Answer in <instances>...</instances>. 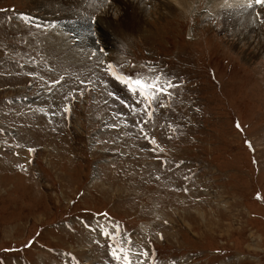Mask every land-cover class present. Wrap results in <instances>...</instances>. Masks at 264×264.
I'll use <instances>...</instances> for the list:
<instances>
[{"label":"rangeland","instance_id":"rangeland-1","mask_svg":"<svg viewBox=\"0 0 264 264\" xmlns=\"http://www.w3.org/2000/svg\"><path fill=\"white\" fill-rule=\"evenodd\" d=\"M136 1L0 0V264H264L262 4Z\"/></svg>","mask_w":264,"mask_h":264},{"label":"bare ground","instance_id":"bare-ground-1","mask_svg":"<svg viewBox=\"0 0 264 264\" xmlns=\"http://www.w3.org/2000/svg\"><path fill=\"white\" fill-rule=\"evenodd\" d=\"M63 1V0H62ZM66 1H74V0H66ZM90 1V0H87ZM127 1V0H126ZM145 0H137L136 2H131V4L129 5V11L126 12L128 14L127 18L128 20H125L123 22V25L128 27V29H132L133 31H138L142 29V27L144 26L145 22H144V18L143 16H145L144 14V10H145V2H143ZM154 0H151V2H153ZM190 1L191 0H160L159 1V5L163 6V9L165 10V13H172V10H174V4L178 3L179 6L180 4L183 6H190ZM61 2V1H60ZM149 3V2H148ZM147 3V4H148ZM156 3V2H155ZM225 3L230 4L232 7L235 8H230L233 11H231L229 13V15L231 13H237L235 15V20L239 23V24H244L245 20L249 22V20L251 21V25L253 24L252 22L254 21V15H253V7L254 6H249L250 3H254V0H250L248 2V0H226ZM101 4V3H100ZM157 4V3H156ZM90 5V4H89ZM114 5V4H113ZM252 5V4H251ZM92 7V6H91ZM90 7V8H91ZM94 7V6H93ZM81 8V7H80ZM229 9V8H228ZM130 10L132 11V14L130 12ZM175 11V10H174ZM257 11V10H256ZM130 12V13H129ZM258 12V11H257ZM238 15V16H237ZM104 16H107L106 13ZM264 17V4H262L260 11L258 13V17ZM100 19V18H99ZM130 19V21H129ZM255 19L257 20V18L255 17ZM101 20V19H100ZM135 20V21H134ZM98 22H100L98 20ZM256 23V22H255ZM257 24V23H256ZM251 25H248L247 28H251ZM246 26V25H245ZM101 27V25H100ZM237 27V26H236ZM257 30V29H256ZM132 31V32H133ZM58 33V32H57ZM238 33V32H237ZM240 34H242L243 36H246V31H239ZM259 35V34H258ZM61 36L58 35V37ZM60 38V37H59ZM255 38H258V36H255ZM60 40V39H59ZM244 40V39H243Z\"/></svg>","mask_w":264,"mask_h":264},{"label":"snow or ice","instance_id":"snow-or-ice-1","mask_svg":"<svg viewBox=\"0 0 264 264\" xmlns=\"http://www.w3.org/2000/svg\"><path fill=\"white\" fill-rule=\"evenodd\" d=\"M255 3L264 4V0H255ZM108 69L110 74L113 75L117 80H119L121 84L125 85L129 92L133 94L138 93L142 100L145 101L149 107L153 102H157L160 99L161 95H170L167 90L173 87V85L169 81H164L163 83H161L159 76L151 78L138 76L137 78L133 79L118 74L112 65H109ZM109 95H111V93H109ZM139 102L140 101H137V103ZM121 103H124V101H121ZM145 111H147V109H145ZM147 115L150 119L152 116V112L148 111ZM237 127H239V125H237ZM152 143H155V140H153ZM29 151L31 152L32 149H29ZM104 234L107 235V233ZM112 255L117 260L121 259V256L117 255L115 250L112 252ZM123 260L124 264H131L127 252H124Z\"/></svg>","mask_w":264,"mask_h":264}]
</instances>
